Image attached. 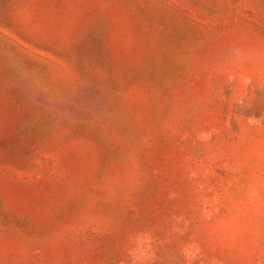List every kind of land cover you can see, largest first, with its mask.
<instances>
[{
  "label": "rangeland",
  "instance_id": "obj_1",
  "mask_svg": "<svg viewBox=\"0 0 264 264\" xmlns=\"http://www.w3.org/2000/svg\"><path fill=\"white\" fill-rule=\"evenodd\" d=\"M0 264H264V0H0Z\"/></svg>",
  "mask_w": 264,
  "mask_h": 264
}]
</instances>
